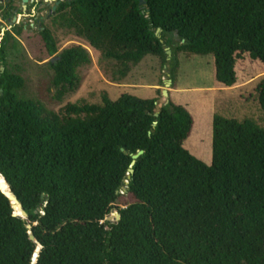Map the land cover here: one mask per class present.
<instances>
[{
  "label": "trees",
  "instance_id": "16d2710c",
  "mask_svg": "<svg viewBox=\"0 0 264 264\" xmlns=\"http://www.w3.org/2000/svg\"><path fill=\"white\" fill-rule=\"evenodd\" d=\"M141 1L66 0L50 21L115 61L123 77L147 57L178 68L181 54L213 56L216 85L226 89L244 68L264 71V0ZM40 27L53 57L56 38ZM90 63L81 46L51 62L59 99ZM25 89L22 76L0 71V264H264V129L254 121L216 112L208 165L188 149L194 116L171 97L166 105L163 91L53 113ZM255 92L264 111V76ZM4 180L26 219L15 216ZM113 210L120 221L110 222Z\"/></svg>",
  "mask_w": 264,
  "mask_h": 264
},
{
  "label": "rangeland",
  "instance_id": "374dc122",
  "mask_svg": "<svg viewBox=\"0 0 264 264\" xmlns=\"http://www.w3.org/2000/svg\"><path fill=\"white\" fill-rule=\"evenodd\" d=\"M55 4L51 0H35L33 3L28 1L27 4L22 0H11L0 4V51L7 32L12 34L6 48L7 66L0 64V71L7 68L25 79L26 98L42 104L50 112L59 113L66 104H102L104 97L116 102L124 95L155 99L160 97L158 91L169 92L176 90V87L187 89L180 91L182 103L178 105L188 106L187 109L192 111L196 122L195 135L191 138L194 145L188 149L193 154L199 151L201 156L204 155L206 164L212 162V155L210 158L208 155L210 151L213 154L211 118L216 112L229 120H252L264 129V111L255 92L257 81L264 76V71L244 68L243 79L239 84L226 89L216 85L213 56L181 54L176 68L175 62L170 63L171 52L167 67L159 59L147 57L123 77L120 74L122 68L115 61L103 58L100 51L92 49L73 32L51 23L50 17ZM41 19L52 30L58 44V52L53 57L49 56L40 34L38 21ZM71 46L86 49L91 56V63L78 70L77 90L59 99L60 89L54 85L55 73L51 62ZM170 78L175 83L174 87L166 86ZM160 100L162 104L163 100ZM117 214L118 211L113 210L110 222L118 221Z\"/></svg>",
  "mask_w": 264,
  "mask_h": 264
},
{
  "label": "water",
  "instance_id": "95a60500",
  "mask_svg": "<svg viewBox=\"0 0 264 264\" xmlns=\"http://www.w3.org/2000/svg\"><path fill=\"white\" fill-rule=\"evenodd\" d=\"M10 1L11 0H6L7 3L10 2ZM22 1H23L24 4H27L29 0H22ZM51 1L56 2V6L53 8V12H55L57 10L58 6H60V4L63 2V0H51ZM141 4H144V0L141 1ZM25 8H26V6H25ZM48 18H49V16H48ZM162 32L163 31L161 29H159L157 31V37L158 38H161ZM166 52H167L168 56H171V50L170 49H167ZM3 71H4V69H3ZM171 85H172V81L169 80L167 82L166 86L170 87ZM163 96L167 99L166 105H168L169 102H170V99H169L170 94H169V92L167 90H164L163 91ZM155 116L159 117V114L157 113ZM156 125H157V123H155V126ZM143 154H144V152L141 151V152H139L138 155H134L133 156V163H132L131 169L129 171L130 174H134L135 171H134L133 167L135 166V162ZM4 183L7 185L8 189L6 191H4L2 189V187H1V189L9 197V199L11 200L13 209L15 211V216L20 217L21 219H26L28 217L27 212L23 209L19 199L11 192V188L8 185L6 180H4ZM125 192H127V190H125ZM17 213H19V214H17ZM116 217L118 218V221L121 220V216L119 214H117ZM31 239L33 241H36V239H35V237L33 235H31Z\"/></svg>",
  "mask_w": 264,
  "mask_h": 264
},
{
  "label": "crops",
  "instance_id": "0c3cea01",
  "mask_svg": "<svg viewBox=\"0 0 264 264\" xmlns=\"http://www.w3.org/2000/svg\"><path fill=\"white\" fill-rule=\"evenodd\" d=\"M179 89V90H178ZM171 90V89H170ZM181 90H187V89H181V88H179V87H176V90L174 89V90H172V91H169V94L171 95L170 97H171V99H172V101H174L176 104H179V103H182L181 102V100H180V94H181ZM200 90H202V89H200ZM186 108H188V106H186ZM192 112V111H191ZM211 121H213V119L211 118ZM195 126H196V122H195ZM212 128V127H211ZM211 128H210V130H211ZM196 131V130H195ZM202 145V144H201ZM208 154V153H207ZM195 155L199 158V159H201L202 161H207L206 159H204L205 157H204V155L203 156H201L200 155V152L199 151H197L196 153H195ZM212 155V152L210 151L209 152V155H208V158H210V156ZM212 157V156H211ZM211 162V161H210ZM212 163V162H211ZM208 165H211V164H209L208 163Z\"/></svg>",
  "mask_w": 264,
  "mask_h": 264
},
{
  "label": "flooded vegetation",
  "instance_id": "af4514ba",
  "mask_svg": "<svg viewBox=\"0 0 264 264\" xmlns=\"http://www.w3.org/2000/svg\"><path fill=\"white\" fill-rule=\"evenodd\" d=\"M29 1L33 3L35 0H29ZM35 6H37V5H35ZM42 22H44L43 19H41L40 21H38V24L41 25Z\"/></svg>",
  "mask_w": 264,
  "mask_h": 264
}]
</instances>
